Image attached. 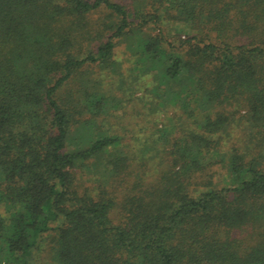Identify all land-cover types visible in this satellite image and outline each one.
Instances as JSON below:
<instances>
[{
    "label": "trees",
    "instance_id": "obj_1",
    "mask_svg": "<svg viewBox=\"0 0 264 264\" xmlns=\"http://www.w3.org/2000/svg\"><path fill=\"white\" fill-rule=\"evenodd\" d=\"M0 264H264V0H0Z\"/></svg>",
    "mask_w": 264,
    "mask_h": 264
},
{
    "label": "rangeland",
    "instance_id": "obj_2",
    "mask_svg": "<svg viewBox=\"0 0 264 264\" xmlns=\"http://www.w3.org/2000/svg\"><path fill=\"white\" fill-rule=\"evenodd\" d=\"M117 56H118V59L119 60H124L125 58H129L130 55L127 54V52H125V49H124V45H121L117 48ZM147 99H151V96H147L146 97ZM145 109L149 107V104L148 103H145ZM146 111H148L149 113L151 114H148V118L150 119V121H152V118H158V119H161L162 117L165 118V119H169V116L170 114H164V113H160V112H154L152 113V111L150 109H147ZM124 120V119H123ZM138 120V119H136ZM148 121L147 124H145L146 126H149V129L147 128V133L150 132V133H153L154 132V127L152 126V123ZM136 122H139V121H134V124L133 125H129L128 123L127 124H124V127L127 128V129H123V125L121 126V131L124 132L125 130H127L128 132L125 134L126 135V139H130L132 134H134V136L138 133L141 135V137H143L144 135L141 134L139 128L141 127V123L140 124H136ZM124 130V131H123ZM132 141H134L133 139H131Z\"/></svg>",
    "mask_w": 264,
    "mask_h": 264
}]
</instances>
